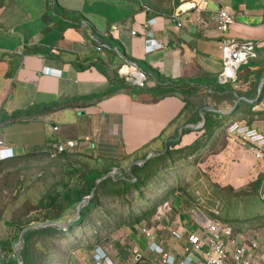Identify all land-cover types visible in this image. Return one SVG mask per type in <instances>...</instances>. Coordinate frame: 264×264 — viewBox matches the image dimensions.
Returning <instances> with one entry per match:
<instances>
[{"label":"crops","instance_id":"obj_1","mask_svg":"<svg viewBox=\"0 0 264 264\" xmlns=\"http://www.w3.org/2000/svg\"><path fill=\"white\" fill-rule=\"evenodd\" d=\"M149 4L0 0V137L16 156L51 154V142L73 139L76 146L59 156L72 153L75 162L95 169L126 164L122 173L155 154L137 170L142 178L150 177L144 186L125 189L120 183L119 189L91 191L95 197L78 224L82 233L76 235L68 264H94L96 247L112 264H167L149 248L148 238L182 261L187 241L171 237L168 226L201 234L191 217L194 209L231 225L252 264H264V159L225 132V124L240 120L264 133V111L258 107L264 94V0H171L167 8ZM197 7H202L201 23L196 22ZM220 8L234 14L224 34L215 19ZM113 24L118 26L111 29ZM148 30L161 47L145 50ZM224 37L256 43L255 56L228 83L217 79ZM96 39L106 46L97 50ZM124 59L147 73L144 87L118 75ZM116 77L131 88L119 86ZM170 90L175 93L156 95ZM67 102L74 104L27 120L10 118L18 110ZM204 121L211 126L203 127ZM164 175H182L186 186L162 187ZM124 178L118 175L117 182ZM162 201L171 211L157 226L152 214ZM143 227L152 237L143 234ZM252 240L258 243L253 250ZM203 250L194 253V264Z\"/></svg>","mask_w":264,"mask_h":264},{"label":"built area","instance_id":"obj_2","mask_svg":"<svg viewBox=\"0 0 264 264\" xmlns=\"http://www.w3.org/2000/svg\"><path fill=\"white\" fill-rule=\"evenodd\" d=\"M201 9L197 7L196 10V22L201 23ZM217 29L224 34L228 31L229 26L234 20V14L226 9L220 8L216 15ZM155 19L152 18L143 24L144 29L150 27L154 23ZM85 25V23H82ZM181 25L180 22L177 23ZM118 25L113 24L111 29H115ZM132 34L135 31H131ZM146 37L144 39V48L146 51H152L155 48L162 46V43L156 42L153 39L150 31H145ZM97 40V39H96ZM222 43V62L223 69L219 73L217 79L220 83H228L236 78L238 69L249 62V59L255 56V44L252 41L238 42L232 38L224 37L221 40ZM97 50H101L106 46L105 43L97 40ZM53 53L56 49H51ZM49 67H43V71L49 70ZM118 75L124 79L127 83L144 87L147 82V73L140 69L135 62L129 59H124L123 63L118 68ZM258 107L264 110V94L261 97ZM57 130V126L53 127ZM226 136L230 139H240L244 141L249 150L258 159H264V133L256 127L240 120H232L225 126ZM50 146L54 153H60L67 151L76 146V141L73 139L57 140L51 142ZM16 156L15 150L6 145V142L0 137V161ZM171 211V205L167 201L160 202L153 214L152 221L157 223V226H162V219ZM217 213V211H214ZM192 219L202 229L201 234H196L186 229H178L176 225L170 223L168 226L170 236L175 239L185 237L187 243L184 246L186 255L182 261L176 262L173 256L168 255L163 248L148 238L149 248L160 254L162 262L167 264H194V253L204 248L202 260L198 264H252V257L247 247L244 244H239L234 239V232L231 225H228L216 218H210L199 212L198 210L191 211ZM143 234L151 236V231L147 227L142 228ZM19 244V243H18ZM249 247L253 250L258 248L257 241H250ZM19 248V246H18ZM134 254L140 255L137 250ZM94 264H112L106 253L100 248L96 247L93 253Z\"/></svg>","mask_w":264,"mask_h":264},{"label":"rangeland","instance_id":"obj_3","mask_svg":"<svg viewBox=\"0 0 264 264\" xmlns=\"http://www.w3.org/2000/svg\"><path fill=\"white\" fill-rule=\"evenodd\" d=\"M148 2L149 5L154 3L167 8L171 0H148ZM135 5L138 7L137 3ZM22 156H17L18 159L0 166V264H4L2 261L4 257L20 258L17 243L20 234L19 227H40L49 221L63 226L68 225L77 217L76 206L69 207L64 212L59 211L60 206L57 209L46 207L47 194L62 193L64 184H67L69 188L80 186L76 178L80 174L74 171L75 167H80V163L75 162L77 159H74V155L68 153L65 156H59L52 151L51 154L38 152L26 158ZM152 164L153 162H150L148 165ZM86 166L88 165L83 167ZM119 166L122 170L126 168V164ZM98 181H95L96 185ZM183 181L182 175H164L165 184L162 183L161 186L168 188L172 185L177 186L178 183L186 186ZM100 186L106 187L107 185ZM239 199L243 200L244 197ZM240 205L244 206L243 203ZM245 208L246 206L243 207ZM59 213H63L61 218L52 219ZM78 227V224L67 230L58 227L59 232L51 236L48 234L32 235L29 239L31 264H66L67 259L70 260L72 257V246L76 241V235L80 236L82 233ZM5 242L7 245L4 248ZM20 245L22 246V243Z\"/></svg>","mask_w":264,"mask_h":264},{"label":"trees","instance_id":"obj_4","mask_svg":"<svg viewBox=\"0 0 264 264\" xmlns=\"http://www.w3.org/2000/svg\"><path fill=\"white\" fill-rule=\"evenodd\" d=\"M177 1L178 0H174V3ZM58 8H59V6H58ZM117 70H118V68H117ZM116 78H117V82L119 83V86L131 88V86L130 85L128 86L122 79H120L118 77H116ZM160 93L156 94V95L162 96L163 94H172L175 92L173 90H170L169 92H160ZM259 95H261L260 96V99H261L262 92ZM73 104L74 103H72V102H67V103L57 104V105H42L40 108H34V110L33 109L18 110V111H15L14 113H12L10 118H15L17 116L22 115L27 120L28 118L39 116V115L48 113L51 110H54L56 108H60V106H70ZM249 105H251V104H249ZM248 124H249V121H248ZM202 126L203 127L207 126V128H209L211 126V124L208 123L207 121H204ZM225 126H226V124H225ZM65 152L66 151H63V152H60L58 154L64 155V154H66ZM36 153H38V152H36ZM164 153H166V152H164ZM33 154L34 153H28L22 157L26 158L29 156H33ZM154 155H155L154 153H148V155L146 157L147 160L145 162L143 160H138L136 165L130 166L129 169L124 173L118 171V169H120L119 164L113 165L112 163H108L102 169L90 168L88 166L83 167L82 165H80V167H75L74 171L76 173L80 174L79 177H76V178H78V182L80 183L79 187L69 188L67 184H64L63 185L64 189H63L62 193L54 192V194H52V195H50V194L46 195V197L48 198V202L46 203L47 208L57 209L60 206L58 208L59 211L64 212L67 208L76 206L77 217L75 218V220L72 221L71 223H69L68 225H63V226L55 224L56 222L49 221L40 227H32V226L26 227V228L25 227L24 228L19 227L18 229H19L20 234H19V239H18L17 243H19L18 250H19V257L20 258L16 259L14 257H9V258L4 257L2 259L3 263L4 264H20V263L31 264V261L29 259V247H30L29 239H30V237L34 234H48L49 236H51V235H54V234L59 232L58 227H62L63 230H67L68 228H70L73 225L80 224L81 219L85 215V210L88 208V204H90V202H91L90 201L91 199L90 200L88 199L89 200L88 202L85 201L80 208V212L77 213V208H78L80 202L85 200L87 197L90 198L92 195H93L92 198H94L95 193L92 194L91 191H93V190L95 191L98 187L101 188L102 186H100V185H107L106 187H111L113 189H119L120 183L123 184L125 189H129L131 187L140 188V187L144 186L146 181L149 180L150 177L146 178V179L142 178L141 176H139L140 174H139V171H137V170H138V168L142 167ZM160 156L165 157V155H160ZM15 157L16 158L12 157V159L8 158L5 160H1L0 166L5 165V164H9L12 161L19 158L17 156H15ZM118 175H125V178L123 180L120 179V181L117 182ZM129 175H131V176H129ZM150 175H152V173H150ZM72 176H76V175H72ZM96 180H99L97 182L98 185L95 184ZM105 182H107L108 184ZM94 187H95V189H93ZM155 208H156V206H155ZM155 208H154V210H155ZM62 215H63V213H59L58 215H56L52 219L56 220L58 218H61ZM20 243H22V246L20 245ZM5 245H7V242H5V244L3 245L4 248H5ZM73 247H74V245L72 246V248ZM66 262H67L66 264H68V261H66Z\"/></svg>","mask_w":264,"mask_h":264},{"label":"water","instance_id":"obj_5","mask_svg":"<svg viewBox=\"0 0 264 264\" xmlns=\"http://www.w3.org/2000/svg\"><path fill=\"white\" fill-rule=\"evenodd\" d=\"M88 199H89V197H87L85 200H83L82 202H80V204H79V206H78V208H77V213L80 212V208H81L82 204H83L85 201H88ZM55 224L60 225V224H58V223H55ZM20 264H22V263H20Z\"/></svg>","mask_w":264,"mask_h":264}]
</instances>
